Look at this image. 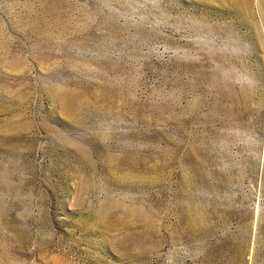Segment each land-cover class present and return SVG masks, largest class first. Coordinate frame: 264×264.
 I'll return each mask as SVG.
<instances>
[{"label": "rangeland", "instance_id": "1", "mask_svg": "<svg viewBox=\"0 0 264 264\" xmlns=\"http://www.w3.org/2000/svg\"><path fill=\"white\" fill-rule=\"evenodd\" d=\"M0 264H264V0H0Z\"/></svg>", "mask_w": 264, "mask_h": 264}]
</instances>
